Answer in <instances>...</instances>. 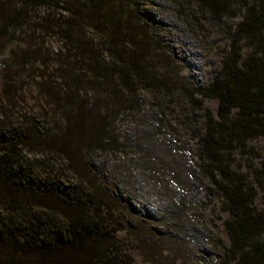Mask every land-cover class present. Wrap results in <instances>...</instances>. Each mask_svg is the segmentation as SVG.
Wrapping results in <instances>:
<instances>
[{
    "label": "trees",
    "instance_id": "obj_1",
    "mask_svg": "<svg viewBox=\"0 0 264 264\" xmlns=\"http://www.w3.org/2000/svg\"><path fill=\"white\" fill-rule=\"evenodd\" d=\"M39 9L47 11L43 24L34 20ZM168 22L185 28L179 31L182 50L192 41H183L188 33L194 40L221 33L227 41L207 85L179 78L167 53L172 41L163 46L159 37ZM19 28L56 33L73 52L65 61L79 72L67 75L64 91L45 93L56 106L64 102L63 130L9 129L0 120V264H132L134 252L153 264L165 251L170 264H264V206L254 204L253 184L264 191V164L246 161L249 172L243 173L233 156L252 154L248 142L264 136V0H0V48ZM83 29L99 36L107 58ZM243 45L250 48L245 57ZM81 89L92 96L77 102ZM145 95L161 103L146 111L139 100ZM205 99L217 100L215 115L203 109ZM172 108L182 111L185 126L196 123L191 110L202 117L192 164L171 150L173 121L166 116ZM128 118L145 127L136 140L113 135ZM118 147L140 156L130 157L131 166L155 183L153 191L167 203L164 212L141 211L110 185L106 167L101 176L92 171L95 155L109 157ZM25 148L63 155L70 175L40 173L24 159ZM211 198L228 214L222 224L228 245L206 227Z\"/></svg>",
    "mask_w": 264,
    "mask_h": 264
},
{
    "label": "rangeland",
    "instance_id": "obj_2",
    "mask_svg": "<svg viewBox=\"0 0 264 264\" xmlns=\"http://www.w3.org/2000/svg\"><path fill=\"white\" fill-rule=\"evenodd\" d=\"M45 14H47V11L44 12L43 9H39L38 13L33 14L35 22L43 24L44 21H42L41 17ZM51 15L53 17V14ZM167 15V19L169 17L168 21L172 20L173 22L175 16L172 13ZM239 18V16L236 17L235 22L239 21ZM168 23L166 32L159 37H163L160 39L163 46L172 41L174 50L167 53L171 60L175 61V67H177V70H175L178 72L179 78L190 77L196 86L207 85L215 77L221 61L227 53V41L221 33L213 36L210 34L205 35L196 40H194V35L188 33L184 34L185 36L182 39L184 41V39L191 38L192 41L185 42V48L182 50L179 31H185V28L176 29L172 23ZM83 31L86 33V40L91 41L90 46L97 49L100 55L106 57V53H102L103 49L99 47V36L92 33L89 29L86 31L83 29ZM8 39L3 48H0V120L8 125L9 129L11 126L18 130L20 128L21 130L27 128L36 130L37 127H43V131L50 132L63 130L67 116L62 106L64 102L60 101L59 105L56 106L52 102V98L45 95V93L55 95L64 91L68 83L67 75H71V70H73V74L79 72L78 67H75L77 70L73 68L72 60L70 62L65 61L73 52L68 54L63 47V41L60 36L43 28H19L15 31H10ZM242 47V56L245 57L250 52V48L246 45ZM57 54H61L60 58L63 56L62 59L65 62L58 61ZM41 89H43L42 93ZM85 92L86 89H81L79 98L75 99V101L79 102L80 99L84 101L92 96V94H85ZM139 100L146 111L150 110L153 104L161 103L158 99H151L147 95L140 97ZM202 107L203 109H209L215 115L218 102L215 99H205L202 102ZM179 111H181L179 108L173 109L172 112L167 111L166 119L173 121L169 129V144L172 145L171 150L174 155H178L182 159L184 154L185 157L189 158V163L192 164L195 161L194 154L198 141L194 131L198 124L200 125L203 121L199 113L194 114L191 110L189 117H192L194 123L196 121L197 124L185 126L183 124L184 117L180 116ZM175 118L176 121L174 122ZM133 121V119L128 118L120 123L119 130L117 129L118 131L113 135L118 136L120 139L122 136L128 137L130 135L133 140H136L135 136L138 138L139 133L142 130L144 131L145 127L136 126ZM248 146L252 154L245 157H241L237 151L233 154L235 161L240 163V167L237 165L234 167L240 168L239 170L243 173L249 172L248 168L246 169L245 167L246 161L251 162L257 168L262 167L264 164V136L251 139L248 142ZM35 151L31 153L25 148L21 152L23 156L26 155L24 159L28 160V162H34L36 166H40L38 168L40 173L52 172L57 175H70L68 161L63 155L58 156L54 153L45 156L39 152L35 153ZM134 152V150L125 152L121 147H118V151H114L109 157H105L99 152L94 156L93 163L95 165L92 171L101 176L103 169L106 167L108 169V172H106L108 175L107 179L111 183L110 185L117 186L122 194L134 199L137 202L136 206L141 211H150L153 215H157L156 209L158 208L164 212V207H166L167 203L163 196L157 195L156 191H153L155 183L153 181L150 182L149 177L137 166H131L133 161V158H130L131 156L140 158ZM129 153L131 155L128 156ZM87 169L90 170V166ZM127 170H129L133 178H127ZM250 178L251 181H254L251 174ZM167 184V182H164L165 186ZM253 184L257 191L254 204L258 208H262L264 206V191L256 182H253ZM133 187L137 192L134 193ZM122 197L123 199L125 198L124 196ZM204 197V192H202L198 195L197 200L204 199ZM204 214L206 215V227L213 228L217 237L228 245L229 237L222 225L228 214L222 210L216 199L211 198V203L204 211ZM117 235L118 237H123L124 231H119ZM260 239L264 243V232ZM131 256L132 264H149L137 252L132 253ZM163 261L168 264L171 263L167 251L162 254V258H159L158 262L153 264H164Z\"/></svg>",
    "mask_w": 264,
    "mask_h": 264
}]
</instances>
